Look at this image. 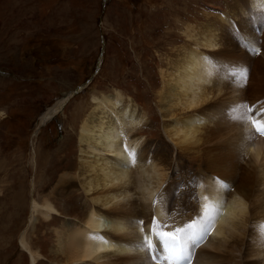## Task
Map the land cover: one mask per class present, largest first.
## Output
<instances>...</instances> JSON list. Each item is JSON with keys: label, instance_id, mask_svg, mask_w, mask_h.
<instances>
[{"label": "bare ground", "instance_id": "obj_1", "mask_svg": "<svg viewBox=\"0 0 264 264\" xmlns=\"http://www.w3.org/2000/svg\"><path fill=\"white\" fill-rule=\"evenodd\" d=\"M189 3L184 11L168 3L154 25L147 13L151 47L134 40L137 62L123 64L119 88L94 94L88 113L84 106L73 161L48 165L36 150L46 181L19 234L31 264H169L165 237L151 255L145 242L188 224L193 238L178 234L188 264H264V136L250 124L264 128V0ZM244 68L245 77L235 74ZM8 178L0 199H14L12 238L24 228L27 193L22 177Z\"/></svg>", "mask_w": 264, "mask_h": 264}, {"label": "rangeland", "instance_id": "obj_2", "mask_svg": "<svg viewBox=\"0 0 264 264\" xmlns=\"http://www.w3.org/2000/svg\"><path fill=\"white\" fill-rule=\"evenodd\" d=\"M173 1L0 0V185L7 184L8 176L11 181L22 177L18 189L24 180L27 193L24 228L12 238L7 230L17 216L11 211L14 199H0V264H31L19 234L29 226L35 188L46 181L45 172L36 170V150L44 151L48 165L73 161L77 156L73 125L78 115L84 106L88 113L94 94H110L119 88L123 64L131 68L137 62L132 42L144 40L142 46L151 47L143 37L151 32L147 13L154 25L168 15V3ZM189 2L176 0L183 11ZM209 4L204 7L211 9ZM130 88L136 90L134 84ZM147 89L138 90L139 95L144 98ZM67 94L70 100L62 110L38 126L41 114ZM148 106L157 115L156 102L148 99ZM62 143L66 150L61 153ZM51 190L46 185L43 191Z\"/></svg>", "mask_w": 264, "mask_h": 264}, {"label": "snow or ice", "instance_id": "obj_3", "mask_svg": "<svg viewBox=\"0 0 264 264\" xmlns=\"http://www.w3.org/2000/svg\"><path fill=\"white\" fill-rule=\"evenodd\" d=\"M235 74L243 78L247 75V69L244 68L243 70ZM253 123H255V121H253ZM258 131L264 132V129H258ZM192 228H194V225L188 224L186 226V229L177 228L175 233L165 232L162 235L166 238V243H168L172 247H175L179 242V236H178L179 233L185 232V240L193 238V234L187 231V229H192ZM145 243L147 244V241ZM148 247H151V245H148Z\"/></svg>", "mask_w": 264, "mask_h": 264}]
</instances>
